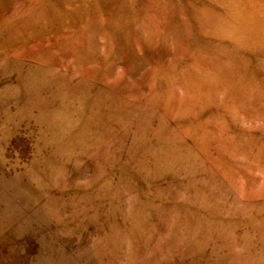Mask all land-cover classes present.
Segmentation results:
<instances>
[{
	"label": "rangeland",
	"instance_id": "rangeland-1",
	"mask_svg": "<svg viewBox=\"0 0 264 264\" xmlns=\"http://www.w3.org/2000/svg\"><path fill=\"white\" fill-rule=\"evenodd\" d=\"M0 264H264V0H0Z\"/></svg>",
	"mask_w": 264,
	"mask_h": 264
}]
</instances>
